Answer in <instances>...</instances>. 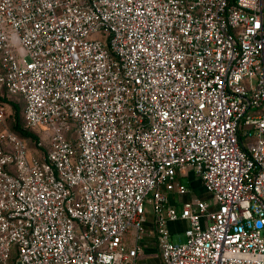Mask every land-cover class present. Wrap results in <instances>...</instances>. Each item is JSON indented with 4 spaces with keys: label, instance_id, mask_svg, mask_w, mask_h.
Wrapping results in <instances>:
<instances>
[{
    "label": "built area",
    "instance_id": "built-area-1",
    "mask_svg": "<svg viewBox=\"0 0 264 264\" xmlns=\"http://www.w3.org/2000/svg\"><path fill=\"white\" fill-rule=\"evenodd\" d=\"M0 92V264H264V0H0Z\"/></svg>",
    "mask_w": 264,
    "mask_h": 264
},
{
    "label": "rangeland",
    "instance_id": "rangeland-1",
    "mask_svg": "<svg viewBox=\"0 0 264 264\" xmlns=\"http://www.w3.org/2000/svg\"><path fill=\"white\" fill-rule=\"evenodd\" d=\"M18 57V55H17ZM11 104H15L18 107V115H19V127L25 130V126L23 123V118H22V103H21V99L18 97H5V96H0V128H6L11 130V125H12V109H11ZM32 133H34L38 140L40 138V134H38L35 130L34 132L32 131ZM25 140V139H24ZM28 148L30 151H34L35 148V142L34 140H31L30 138H27L25 140ZM181 181L183 182V184L190 186L191 188V193L188 196H185V200H187L188 198H201L203 200H210V196L209 194H207L205 192V190L202 188L198 177L189 169L185 171V176L183 178H181ZM171 200V199H170ZM147 219L150 220L151 216L149 214L146 215ZM184 225H179V227L174 228L173 230L176 231L179 228H183ZM180 230V229H179ZM126 239H125V243L127 245H131V231H129V233L126 234ZM185 241V237L183 235V232H171V242L172 243H177V244H181L184 243ZM156 256H145L144 257V261L143 263L145 264H150V259L154 258Z\"/></svg>",
    "mask_w": 264,
    "mask_h": 264
},
{
    "label": "trees",
    "instance_id": "trees-1",
    "mask_svg": "<svg viewBox=\"0 0 264 264\" xmlns=\"http://www.w3.org/2000/svg\"><path fill=\"white\" fill-rule=\"evenodd\" d=\"M0 96L3 97V96H5V94H3V92L1 94V92H0ZM10 106H11V109H12L11 131L14 132L22 140H24V139L26 140L27 138H30L31 140H34V142L38 141L37 136L34 133H32V131L34 132V130L26 128V127H25V130H24V129L19 127L18 107L15 104H11V103H10ZM22 110H23V105H22ZM21 113H22V111H21Z\"/></svg>",
    "mask_w": 264,
    "mask_h": 264
},
{
    "label": "crops",
    "instance_id": "crops-1",
    "mask_svg": "<svg viewBox=\"0 0 264 264\" xmlns=\"http://www.w3.org/2000/svg\"><path fill=\"white\" fill-rule=\"evenodd\" d=\"M170 199H171L170 200L171 204L176 205L174 196H171ZM179 225H184V227H185V223H182L181 222V223H177V224H170L168 228H169V230L172 233H174V232H181L184 227L183 228H179L180 230L179 229L176 230V231L173 230L174 228L179 227ZM149 255L156 256V257L150 259V262H151L150 264H158L159 263V259H158V256H157V250H156V248L152 244H146L144 246L143 254H142V257L140 259V264H145V263H143V261L145 260L144 257L145 256H149Z\"/></svg>",
    "mask_w": 264,
    "mask_h": 264
}]
</instances>
